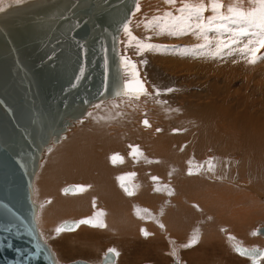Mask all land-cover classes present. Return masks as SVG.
<instances>
[{"label":"bare ground","instance_id":"obj_1","mask_svg":"<svg viewBox=\"0 0 264 264\" xmlns=\"http://www.w3.org/2000/svg\"><path fill=\"white\" fill-rule=\"evenodd\" d=\"M229 2L225 0L226 5ZM179 5L180 0L175 6L164 0H146L135 19H130L134 0H26L19 5V18L0 21L1 69L62 48L99 44L117 33L120 57L136 63L149 93L138 100L117 95L79 104L82 107L74 108L72 116H63L62 130L55 129L42 148L28 198L34 231L40 241L41 230L46 232L54 264H68L86 255L77 248L86 249L91 264H96L99 244L91 242L93 234L103 237L105 243L121 246L117 264H134L153 253L162 261L166 247L157 232L146 239L138 235L151 216L140 205L154 210L161 198L169 208L165 222L172 238L183 242L177 233L195 225L193 236L199 240L186 255L185 264H232L231 254L239 255L236 244L264 251V237L250 241L243 229L234 242L229 239L247 219L264 220V199L255 200L253 195L264 196V59L249 64L239 51L228 50L216 57L174 52L205 42L192 34L156 35L144 23L165 11L175 12ZM125 20L131 21L134 36L140 40L150 36L146 42L168 51L161 48L138 55L134 46L127 45L128 37L121 28ZM246 40L233 47L238 49ZM201 51H214V45L197 49V53ZM260 51L264 54V49ZM120 57L116 54L118 87L127 78ZM169 88L174 91L166 92ZM116 154L113 162L111 157ZM208 161L214 171L206 170ZM189 167L195 174H188ZM121 177L123 180L118 179ZM121 184L134 195L129 196ZM74 185L86 186V191L62 194ZM158 187L160 191L155 190ZM12 189L20 192L19 175ZM94 200L105 214L106 227L56 234L65 219L94 217L99 212H90ZM0 214L12 220L8 212Z\"/></svg>","mask_w":264,"mask_h":264},{"label":"water","instance_id":"obj_2","mask_svg":"<svg viewBox=\"0 0 264 264\" xmlns=\"http://www.w3.org/2000/svg\"><path fill=\"white\" fill-rule=\"evenodd\" d=\"M116 40L117 33L0 68V212L12 219L0 214V264H50L34 237L29 184L50 134L65 125L63 116L117 96Z\"/></svg>","mask_w":264,"mask_h":264},{"label":"snow or ice","instance_id":"obj_3","mask_svg":"<svg viewBox=\"0 0 264 264\" xmlns=\"http://www.w3.org/2000/svg\"><path fill=\"white\" fill-rule=\"evenodd\" d=\"M167 5H177V0H164ZM26 3V0H0V13H5L7 9L12 6L22 5ZM251 5L245 7L244 5ZM135 12L133 16L139 13L141 10L140 0H134ZM206 13H209L206 15ZM131 21L125 20L122 23L121 28L125 35L128 37L127 45L129 47H135L137 54L142 55L145 51H160L165 46L146 42L151 40V37H146L145 40H140L133 35L130 28ZM144 27L148 31H154L156 35H170V36H182L192 34L198 38H202L205 43L198 44L193 49H173L174 52H178L180 55H205L210 54L213 57L221 56L225 50L239 51V53L247 59L249 64H256L258 59H264V54H261V49H264V0H231L227 5L225 0H180V6L176 7L175 12L165 11L162 15L154 16L152 19L146 20ZM247 38L246 42L241 47L235 49L233 46L241 44V42ZM133 42L135 44L133 45ZM214 45V51L206 52L201 51L197 53V49L208 50ZM121 67L127 78L121 80L119 85V91L117 95L127 96L130 99H140L142 95H148V91L145 88L143 80L140 78L136 64L127 56H121ZM146 63V61H144ZM107 64V62H106ZM84 69L81 68L80 75L77 77V81L83 78ZM76 86V85H73ZM174 89H167L166 92H172ZM156 95H160V90L156 91ZM158 103H167V101H157ZM99 107V105H97ZM178 111V109H177ZM91 115V114H89ZM145 125L148 121H144ZM160 131V129H157ZM135 152H139V149H134ZM142 155V153H140ZM118 154L111 157L113 162L116 161ZM121 162H122V158ZM151 162V161H149ZM191 165V161H189ZM207 171H214V165L211 161L207 162ZM203 167V166H201ZM188 174H195L192 168L189 167ZM130 175H135L134 173ZM171 175V173H169ZM123 180V177L118 178ZM153 181L158 180V177H152ZM125 192L131 196L134 192L129 190L124 184H121ZM164 188L168 189V195H172L173 192L167 185ZM160 191L158 187L155 189ZM65 194L68 192L82 193L86 191V186L74 185L65 189ZM51 201H49L50 203ZM95 206V204H94ZM43 207V205H41ZM147 212V209H144ZM139 214V213H138ZM103 211H99L92 218L81 219L72 224L65 222L55 229L57 235L63 232H72L79 228L81 225H87L93 228H104L102 217ZM163 227V225H161ZM223 231V229H222ZM143 235L147 236L148 233L142 230ZM252 235H257V232H253ZM230 240H235V237L229 236ZM198 242V236H193L192 240L183 245L184 248H190ZM234 250L239 253L240 256L250 257L253 264H259L261 259H264V251L257 248H244L239 244L234 245ZM173 255H176L173 252ZM119 256V252L114 248L108 249L105 255V264H115V257Z\"/></svg>","mask_w":264,"mask_h":264},{"label":"rangeland","instance_id":"obj_4","mask_svg":"<svg viewBox=\"0 0 264 264\" xmlns=\"http://www.w3.org/2000/svg\"><path fill=\"white\" fill-rule=\"evenodd\" d=\"M144 1H146V0H141L140 4L142 5V3ZM179 6H177V7H179ZM21 10H22V8L19 5L12 6L11 8L7 9V11L5 13H0V21H6V20L11 19V18H19L21 15ZM132 13H131L130 19H135V16H133ZM131 30L133 31L132 28H131ZM118 48H119V46L116 45V50H117L116 54H117V56L120 57ZM119 62H121V61L119 60ZM88 105H90V104H88ZM83 106H85V105H83ZM80 107H82V105H80ZM55 136H59V135H55ZM62 194H65V193L63 192ZM65 195H70V194H65ZM253 195L255 197V200H259V199L263 200L264 199V196L259 197L255 193H253ZM160 200L156 202L154 210H151L146 204L140 205L144 209H147L151 213V216H150V218H148L147 220H145L142 223L143 226L139 229L138 235L141 238L146 239V238H150L152 236V231H156L157 236L159 237V239H161L163 241V243L166 247L165 252H164L165 258H163V260L161 261L153 253L151 256L140 259V260L136 261L134 264H164V262H165V264H185L186 255L188 254V256H189L191 253V248L194 249V247L198 243L197 242L195 245H193L190 248H184L183 247V245L186 244V242H185L186 239H191L193 237V233L196 230V229L194 230V226H195L194 224L188 229L187 232L182 233L181 235L179 233H177V237H181L183 242H178L176 238H172L169 235L168 231L166 230V222H165V213L169 210V208L166 207L164 205V203L160 202ZM169 201L174 205V200L170 199ZM94 204H95V206H94ZM190 207H191V204H190ZM96 211H101V210L96 206V202L94 200L90 204V212H96ZM87 215L88 214L83 215L79 218L65 219L67 221L62 222L61 224H64L65 222H67V223L73 222L74 223L75 221H73V220L79 221V220L83 219L84 217H86ZM161 225H163V227H161ZM229 226L231 227V225H229ZM78 229H88V230H95L96 231L98 228H93V227H90L87 225H81L75 231H77ZM242 229L244 230V234L247 235V239L250 241H252L254 239H259V237H264L261 234V230L264 229V220H262L260 217H256V216H254L251 219H247L246 225H242L241 227L234 229V231H233L234 233H232L231 236L235 237V235L241 234ZM142 230H145L148 233V235L147 236L143 235ZM75 231L63 232V233H73ZM41 232H42L41 241L39 240V237L36 236V232L35 231L33 232L35 234V240L37 243L40 244V245L38 244L40 247H43L45 249L46 258L49 261V263L51 262L50 264H54L52 262L53 259L51 260L52 255L49 254L51 252V250H50V246H49V241L46 237V232L43 230H41ZM253 232H257V235H252ZM235 239H236V237H235ZM90 240H91V242H98V244H99L98 252H97L98 260H97L96 264H105V263H103L104 259H105L104 257H105L107 250L109 248H114V249H116L117 252H118V250H122L120 245H111V244L105 243L103 241V237H100L97 234H93L92 237L90 238ZM232 241L234 242V240H232ZM238 242H240V241H238ZM242 247L248 248V249L257 248V246H248V245H243V244H242ZM158 248H159V244L156 246L155 250H158ZM77 250L81 251V252H85L86 255L75 257L73 259V261L69 262L68 264H73V263L74 264H84L83 262H86V264H91V260L88 257V253H87L86 249L77 248ZM204 251L209 252V254H210L209 248H206ZM261 251H263V250H261ZM122 252H123V250H122ZM173 252H175L176 255H173ZM231 256H232L231 258L234 259V260H230L232 262V264H253V262H251L252 259L250 257L245 258L244 256L242 257V256H239L237 254L236 255L231 254ZM202 260L205 261V258L203 257ZM261 260H263V259H261ZM76 261H77V263H76ZM206 262H208V259L206 260ZM242 262H244V263H242ZM115 264H117V257H115ZM259 264H260V261H259Z\"/></svg>","mask_w":264,"mask_h":264}]
</instances>
